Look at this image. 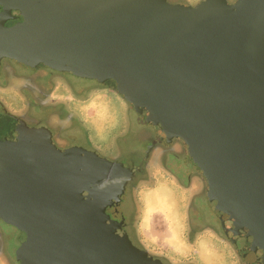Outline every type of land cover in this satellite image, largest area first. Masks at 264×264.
<instances>
[{
    "label": "water",
    "instance_id": "obj_1",
    "mask_svg": "<svg viewBox=\"0 0 264 264\" xmlns=\"http://www.w3.org/2000/svg\"><path fill=\"white\" fill-rule=\"evenodd\" d=\"M0 7V64L116 92L161 142L183 144L206 184L205 207L240 250L264 259V0L194 7L0 0ZM134 177L120 162L61 150L48 129L19 122L14 139L0 137V222L23 237L18 263L166 264L110 214Z\"/></svg>",
    "mask_w": 264,
    "mask_h": 264
},
{
    "label": "flooded vegetation",
    "instance_id": "obj_2",
    "mask_svg": "<svg viewBox=\"0 0 264 264\" xmlns=\"http://www.w3.org/2000/svg\"><path fill=\"white\" fill-rule=\"evenodd\" d=\"M169 1L194 7L203 0ZM21 20L19 17L16 21L8 22L7 26ZM19 68L10 61L0 64V110L8 120L14 122L13 126L0 123V135L14 139L19 122L24 121L30 128L48 129L54 144L61 150L84 148L110 161L120 162L132 170L135 177L129 186L132 196L129 209L131 215L129 222L126 221V227L137 246L145 248L166 264H264L261 257L251 259L252 255L240 250L239 245L222 231L218 219L207 206H202L206 184L187 164L181 142H161L155 131L136 115L121 96L95 82L78 79L84 82L81 83L73 81L76 80L74 77L50 69L33 70L24 66L22 69L29 74H20ZM58 92L67 98L56 100ZM97 96L108 99L97 117L84 120L73 112L75 106L88 103ZM6 100L9 101L8 105L21 104L22 111L15 113L9 110ZM113 102L120 109L114 111L115 118L112 115L107 118L106 107ZM105 132L109 134V141L102 136ZM83 133L90 146L76 140L83 137ZM144 185L150 187V192L162 190V196L173 204V210L184 227L183 239L188 249L187 255L167 252L163 247L141 239L140 197ZM110 214L122 220L118 218L119 209L110 210ZM10 229L0 222V264H19L16 260L19 245L16 242L20 241L21 234L13 235Z\"/></svg>",
    "mask_w": 264,
    "mask_h": 264
},
{
    "label": "crops",
    "instance_id": "obj_3",
    "mask_svg": "<svg viewBox=\"0 0 264 264\" xmlns=\"http://www.w3.org/2000/svg\"><path fill=\"white\" fill-rule=\"evenodd\" d=\"M150 195L147 201L148 215L143 225L146 240L163 247L167 252L187 255L188 249L183 239L184 227L173 210V204L162 196V190L152 191ZM205 201L202 202L203 207Z\"/></svg>",
    "mask_w": 264,
    "mask_h": 264
},
{
    "label": "rangeland",
    "instance_id": "obj_4",
    "mask_svg": "<svg viewBox=\"0 0 264 264\" xmlns=\"http://www.w3.org/2000/svg\"><path fill=\"white\" fill-rule=\"evenodd\" d=\"M169 1V0H168ZM170 3L172 4H175L173 3L172 1H169ZM17 67H20L19 69V73L20 74H29L28 71L26 70H23L22 69V66L20 65H16ZM73 81H78V79H72ZM84 81V80H82ZM78 82H81V81H78ZM81 83H84V82H81ZM89 85V84H87ZM67 96L62 94L61 92H58L56 95H55V99L56 100H59V99H66ZM108 99L107 98H104V97H95L94 99H92L90 102L88 103H85V104H78L77 106H75L73 112L77 113V116L80 118V119H88L90 117H97L99 115V112L100 110L102 109V106L104 103H107ZM6 104L8 105V102L9 101H5ZM21 104H17L15 106H13L12 104H9L8 107H9V110H11L12 112H17V113H20V111H22V108H21ZM108 112L105 111L107 114V118H109L110 116L109 115H112V118L114 117V111H117L120 109L119 105L116 104V103H111V105H109L108 107ZM71 112V113H73ZM10 113V112H9ZM2 112L0 110V123L2 124H5L6 122H3V121H6L5 118H3L2 116ZM115 118V117H114ZM8 123L11 124V121H9ZM102 124V122H101ZM83 137H80V138H77L76 140L81 142L82 144H84L85 146H90L88 144V140L86 139V135L85 133H83ZM103 138H105L106 140L109 141V134L108 132H105L103 135ZM2 137V136H0ZM103 140V139H102ZM108 141H106L108 143ZM105 144V143H104ZM183 145V144H182ZM184 147V146H183ZM130 187L128 188L127 190V193H126V196L124 198V202H123V205L121 208H119V216L118 218L120 219H126L127 222H129L130 220V215H131V212H130V206H131V203H132V196H131V193H130ZM150 187H148V185H144L143 188H142V195L140 197V206H141V224H140V233H141V239H143L144 241L146 240L145 236H144V221L146 219V216L148 215V208H147V201L151 198V195H150ZM175 197V195H174ZM134 202V201H133ZM209 213V212H208ZM146 228V226H145ZM12 231V229H10ZM14 232H12L13 234ZM14 235V234H13ZM134 237V236H133ZM21 240H23V237L21 236V239L19 242H16L17 244L16 245H20L21 244ZM136 240V239H135ZM141 245V244H140ZM146 245L148 246V243H146ZM137 246V245H136ZM141 247H143L141 245ZM144 248V247H143ZM145 249V248H144ZM209 262V261H208ZM220 262V261H219ZM206 264H212V263H206Z\"/></svg>",
    "mask_w": 264,
    "mask_h": 264
}]
</instances>
